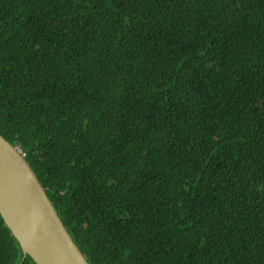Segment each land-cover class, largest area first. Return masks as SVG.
<instances>
[{"label":"trees","instance_id":"16d2710c","mask_svg":"<svg viewBox=\"0 0 264 264\" xmlns=\"http://www.w3.org/2000/svg\"><path fill=\"white\" fill-rule=\"evenodd\" d=\"M0 135L88 264H264V0H0Z\"/></svg>","mask_w":264,"mask_h":264},{"label":"water","instance_id":"95a60500","mask_svg":"<svg viewBox=\"0 0 264 264\" xmlns=\"http://www.w3.org/2000/svg\"><path fill=\"white\" fill-rule=\"evenodd\" d=\"M0 218L23 258L35 264H88L25 158L1 135Z\"/></svg>","mask_w":264,"mask_h":264},{"label":"clouds","instance_id":"9594fccd","mask_svg":"<svg viewBox=\"0 0 264 264\" xmlns=\"http://www.w3.org/2000/svg\"><path fill=\"white\" fill-rule=\"evenodd\" d=\"M12 21L13 22H15V23H18L17 21H15V20H13L12 19ZM218 137H221L220 136V133L218 134ZM6 140V139H5ZM7 141V140H6ZM8 142V141H7ZM12 145V144H11ZM13 147H16L17 149H18V151H19V153L21 154V156L22 157H24L25 158V154L22 152V150L20 149V147L18 146V145H12ZM26 160V159H25ZM41 184V183H40ZM44 188V187H43ZM47 195V194H46ZM48 197V196H47ZM49 199V198H48ZM15 240V239H14ZM17 243V242H16Z\"/></svg>","mask_w":264,"mask_h":264}]
</instances>
